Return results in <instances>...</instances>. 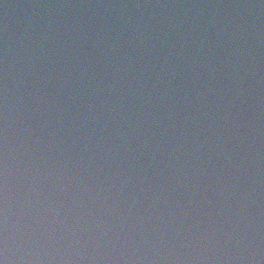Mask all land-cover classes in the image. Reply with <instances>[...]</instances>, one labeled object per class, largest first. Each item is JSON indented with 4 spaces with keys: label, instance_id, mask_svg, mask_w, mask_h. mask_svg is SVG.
<instances>
[{
    "label": "clouds",
    "instance_id": "1",
    "mask_svg": "<svg viewBox=\"0 0 264 264\" xmlns=\"http://www.w3.org/2000/svg\"><path fill=\"white\" fill-rule=\"evenodd\" d=\"M0 264H264V0H0Z\"/></svg>",
    "mask_w": 264,
    "mask_h": 264
}]
</instances>
